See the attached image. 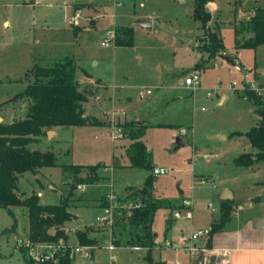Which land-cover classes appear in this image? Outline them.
Segmentation results:
<instances>
[{
    "label": "rangeland",
    "instance_id": "rangeland-1",
    "mask_svg": "<svg viewBox=\"0 0 264 264\" xmlns=\"http://www.w3.org/2000/svg\"><path fill=\"white\" fill-rule=\"evenodd\" d=\"M223 1L208 0L206 9L214 11L213 3ZM22 2L0 0V118L3 120L0 125L7 124L13 116L11 111L21 109L22 103H26L23 98L11 101L31 79V75L25 79V74L34 65L46 67L68 57L76 64L78 77L85 71L94 81L86 80L81 85L89 91L84 112H89L93 105L91 113L97 117L103 115L100 120L104 126L113 123L117 127H129L139 121L147 127L141 142L149 153L151 171L128 166L126 149L132 141L124 133L122 139L112 141L108 136L117 128L110 126L58 127L56 137L48 130L49 135L45 132L41 139L28 145L32 151L52 152L57 166L43 168L37 179L29 172L20 176L19 192L27 197L32 190L36 194L40 192L41 205H58L68 198V211L76 215L66 224L70 239L76 247L81 246L75 233L85 232L88 238L98 241L92 259L81 252L71 264H147L142 248L134 250L124 244L129 226L122 232L121 226L115 229L120 244L113 251L108 250L113 226L110 229L98 226L96 218L103 216L104 211L99 200L104 196L103 203L108 207L110 193L119 207L131 201L141 203V197L135 193L143 190L157 204L151 227L155 236L152 254L161 261L180 260L179 253L166 250L164 245L167 242L179 247L177 240L182 236L207 228L219 215L218 197L225 191H230L235 200H242L239 202L243 210L235 207V213L248 214L244 204L255 194V183L264 182V161L246 167L235 164L241 154L255 152L244 133L258 119L240 87L246 75L247 80L260 85L264 44L256 52L236 48L253 33L247 29V20H243L249 15L237 21L233 15L235 18L238 9L252 12L255 7L264 8V0H232L228 7L225 4L213 15L210 12V21L204 28L192 18L194 0H50L49 4L56 5L44 6L35 12L32 8H21ZM69 3L90 5L87 6L89 15L81 22L72 23L80 32L77 37L68 26L73 12ZM80 8L81 5L73 6V10ZM33 19H38V23L34 24ZM137 19L150 21L152 28L128 25ZM164 24L168 28H163ZM126 26L132 29L133 46L115 47V32ZM232 30L236 31L235 35ZM108 32L113 33L110 40L106 39ZM214 32L222 37L224 50L208 58L200 46ZM156 68H160V74ZM194 71L199 72L201 82L193 89L184 85V79ZM100 80L105 84H99ZM102 103H106L104 114ZM181 129L186 135L180 134ZM217 135L225 139H211ZM177 138L184 143L178 148ZM96 164L102 166L98 175L103 179L91 186L84 185L83 192L76 190L75 178H84L87 172L85 169L72 171L68 167ZM155 169L165 173L154 176ZM148 175L153 179L149 188L145 184ZM72 188L75 191L70 195ZM209 204L214 212L208 208ZM187 206L191 207L192 220L183 219ZM123 210L130 215V210ZM176 212L182 219L172 217ZM13 213L15 230L0 235V250L4 253L11 250L16 240L28 239L26 210L15 207ZM112 220L114 224V217ZM15 221L0 209V232L10 229ZM44 244L33 243L34 246ZM0 264H23V261L16 254L0 260Z\"/></svg>",
    "mask_w": 264,
    "mask_h": 264
},
{
    "label": "trees",
    "instance_id": "trees-1",
    "mask_svg": "<svg viewBox=\"0 0 264 264\" xmlns=\"http://www.w3.org/2000/svg\"><path fill=\"white\" fill-rule=\"evenodd\" d=\"M208 0H194L192 18L204 28L210 21V14L206 12ZM247 29L253 36L245 43L236 48L256 50L264 44V8L256 7L253 16L247 20ZM236 32V31H235ZM234 32V33H235ZM115 46L128 48L133 46L132 29L121 27L115 32ZM200 50L213 58L224 50L222 37L218 33H209L208 41L200 46ZM27 85L22 93L15 98L27 100L24 118L11 123L0 125V209H4L14 218L12 209L15 207L26 210L28 222V240L32 243L45 242L58 244L60 241L67 248L65 256L59 257L56 262H35L28 254V250L19 247V252L24 264H71L72 259L68 257L70 247L67 244V236L62 226L73 218L68 211L70 208L68 198L62 199L58 205H41L39 196L32 193L23 198L18 194V177L25 173L36 174L42 168L56 167V158L52 152H40L28 149L31 142L37 141L46 131L57 127H85L98 126L102 124L93 117L84 116L83 104L87 101L88 91L81 87L76 78V64L71 58L52 63L50 66L40 67L34 65L26 74ZM246 99L253 105V113L258 117L257 122L244 136L248 139L255 153L241 154L235 159L237 166H250L254 162L264 161V99L257 97L254 92L246 91ZM124 134L132 141L126 149L128 166L130 168H144L152 170L149 153L141 138H143L147 127L136 124L133 126H120ZM234 135L241 133L234 132ZM100 164L91 166H69L73 171L86 170L84 178H75L76 185H94L101 180L98 170ZM78 173V172H77ZM149 188L153 179L149 175L145 180ZM73 189V188H72ZM69 194H73V190ZM141 205L137 209L128 211L121 209L114 212V224L112 225L110 242L118 246L120 241L116 238L115 229L121 226L124 231L129 226V232L124 238V244L131 248H145V261L147 264H155L151 258V251L155 246L154 235L151 231L157 204L150 195H140ZM104 198V196H103ZM103 198L99 200L100 207H105ZM233 201H220L218 219L212 222L207 240L210 245L211 236L222 230L223 226L230 220ZM121 214V217H119ZM16 221L8 230H2L0 235L7 231H14ZM53 229V233L49 230ZM75 237L81 246L95 247L97 242L87 237L85 232H76ZM4 256L0 252V257Z\"/></svg>",
    "mask_w": 264,
    "mask_h": 264
},
{
    "label": "crops",
    "instance_id": "crops-1",
    "mask_svg": "<svg viewBox=\"0 0 264 264\" xmlns=\"http://www.w3.org/2000/svg\"><path fill=\"white\" fill-rule=\"evenodd\" d=\"M231 1L232 0H224L223 2L213 3L214 11H216L218 8L219 9L223 8V5H225V4H226L225 7H228L229 3ZM238 1H242V0H237V2ZM49 3H50V0H35V1H31V2H25L23 0V2L21 3L20 7L21 8H32L31 10L33 12H35V11H39L41 9H44L43 8L44 6H51L52 7V6L56 5L54 3H51V4H49ZM69 5L72 6V11L73 12H72L70 20L68 22L69 23L68 26H71L73 28L74 35L77 37V35L80 32L75 30V27H77V25H74V26L72 25V17L74 16L75 11H77V10L80 11V15L81 16L79 18V21L81 22L83 19H85L84 18L85 16L89 15L88 13L90 12V9L87 6H90V5L89 4H75V3H69ZM74 5H81V8L73 10V6ZM241 7L243 8L244 5L242 4ZM244 10H246V12H242L241 9H238L237 10V14H235V18H234V15H233V20H236V21L237 20H242L243 18H245L244 16L246 14L250 16L253 13V11L252 12H248L247 11L248 9H246V8ZM214 11L213 10L211 11L210 9H208V13L211 12L210 13L211 15H213ZM93 14H95V13H93ZM248 19H249V17L246 18V19H243V20H248ZM33 23L34 24L38 23V19H33ZM130 23H128V25H130ZM97 24H96V26H97ZM134 27H136V26H133V28ZM137 27H139V26H137ZM140 28H142V27H140ZM232 32H233V35H235L234 30H232ZM256 51H257V49L254 50V52H256ZM232 56H234V55H232ZM243 69L246 70V68H243ZM159 70H160V68H159ZM83 73H84V75H82L81 77H78L76 75V78H77V80L79 81V83L81 85H83L86 80H88V82H94V81L90 80V78L88 77L89 75L85 71H83ZM98 83L101 84L103 82L100 80V82H98ZM103 84H105V83H103ZM26 85H27V83H26ZM26 85H25V87H26ZM106 89L107 88H103L101 90H106ZM222 98H224V100L226 99L225 96H223ZM15 99H18V98H14L11 101H14ZM11 101H9L8 103L10 104ZM24 101H25V99H24ZM86 102H85V104H83V108H84V105L89 103V101L87 103ZM26 103L25 102L22 103L21 109H19L17 111H11L13 116L10 118L9 122H7V123H11V122L16 121L18 119L24 118V115H25L24 107H25ZM105 105H106V103L105 104L102 103V106H101V108H102V112L101 113L102 114L105 113ZM7 107H8V105H7ZM9 109H11V108L9 107ZM93 109H94L93 105H90V111L89 112H84V116L93 117V118H95L96 120H98L99 122L102 123L103 120H100V118L103 115L99 116V117L93 115L91 113V111ZM109 116L111 118V114H109ZM114 117L115 116L113 115L112 118H114ZM110 118H109V120H110ZM0 120H2V119L0 118ZM104 122H107V121H104ZM137 122H139V121H137ZM112 124L113 123H110L109 125L104 126V123H102V124L98 125V127H100V128H108ZM95 127H97V126H95ZM57 128H52L51 129V133L54 135V137L57 136ZM49 133H50L49 131H46V135H49ZM39 139H41V137L38 138V140ZM223 139H225L224 136H223ZM251 153H255V152H251ZM259 162H261V161H259ZM255 163L256 162H254L253 164H255ZM42 169H40L35 175L34 174H32V175H34L35 178L37 179L38 175L40 173H42L41 172ZM100 178H101V180L103 179L102 177H100ZM19 181H20V176L18 177V181H17L18 194L22 195L23 198H26L27 196L24 195V192H19V188H18ZM99 182H97V183H99ZM255 189H256L255 194L253 196H250L249 199L244 204L245 207H247V209L249 210L248 214H246V215H239V214L235 213V209H234L235 207L238 208V209H241V211L243 210V208L240 206V202H239V201H242V200H235V197L232 195V197H233L232 198L233 211L231 213V218L223 226L221 231H219V232H217V233H215V234H213L211 236V240H210V245L209 246L207 244V240L208 239L207 240H204V239L203 240H201V239L199 240L198 239V240H195V241H190L187 244L182 243L181 239H178L177 241H178V243L180 245L179 247L174 246L172 243H170V247H167V242H166V244L164 245L166 250H169V251L173 250L175 252V254L179 253L180 254V260H176L175 259L174 261H172V260H170V258H168V259H166L164 261L157 260V258L153 257V254H152L153 251H154V248H153V250L151 251L152 261L155 264H264V229L261 228V227L255 229V228L252 227V221L254 219H256V218L257 219L260 218L259 206H260V203L262 202L263 197H264V182L260 181V182L255 183ZM73 191H75L74 188H73ZM32 192L35 193L34 190H32ZM37 195L39 196V203H40V198L42 197V194L40 192H37ZM220 197L221 196L218 197L219 201H220ZM2 210H4V209H2ZM4 212H5V214H8L6 210H4ZM12 212H13V209H12ZM71 214L73 215V218L71 220L75 219L76 215L74 213H71ZM13 215L15 216L14 213H13ZM217 219H218V217L215 220H212L211 222H209L208 223V227L205 228V229L210 228L212 222L216 221ZM67 223L68 222H66L63 225L62 229L64 230L65 235L67 236V244H68V246L71 249H74L76 247V245L72 241V239H70V237H72V236L70 235L69 230L66 229V226H67L66 224ZM259 225H262L260 221H259ZM25 231H28V222L26 224V230ZM89 237H91V236L89 235ZM15 242H16L15 245L11 248V250H9V252L4 253V252H2L0 250V252L4 255V256L0 257V260H8L9 258L14 257L16 254H18L21 257L19 249H18L19 247L17 245V240ZM97 246H98V241H97V244H96L95 248L94 247L91 248V251H90V256L91 257L89 256V258H91V259L93 258V253H94V251H95ZM132 249L138 250L140 248H136V249L132 248ZM142 249L146 253L147 250L145 248H142ZM175 256H177V255H175Z\"/></svg>",
    "mask_w": 264,
    "mask_h": 264
},
{
    "label": "built area",
    "instance_id": "built-area-1",
    "mask_svg": "<svg viewBox=\"0 0 264 264\" xmlns=\"http://www.w3.org/2000/svg\"><path fill=\"white\" fill-rule=\"evenodd\" d=\"M80 16H81L80 11H76L74 16L72 17V23L75 24L79 20ZM252 16H253V13L249 16V19ZM112 37H113V33H111V32L106 33V39L110 40ZM104 45H105V43H102V46H104ZM237 70H238V68H237ZM261 76H262V79L259 83L260 84L259 86H256V84L253 83L252 79L247 80L248 76L247 75L245 76L247 81L245 80L244 83L242 84V86L240 87L241 93L244 95L245 100H247L246 94H245L246 91H252V92H254V94L257 97L264 99V68H263V74H261ZM200 82H201V79H200V74L198 71L192 72L187 78L184 79V85L188 88H193V89L196 88L200 84ZM232 85H233V87L236 86L235 83H233ZM240 89L237 88V90H240ZM146 94L148 95L149 91H147ZM141 96H143V94H141ZM112 117H113V115H112ZM111 120L113 121L114 118H112ZM109 128H111V129L117 128L116 132H111L108 136L112 141L123 138V132L119 127L112 124ZM180 134L184 136V135H186V131L184 129H181ZM164 173H165V171L158 170V169H155L152 172V174L154 176H158V175H161ZM76 189H80L83 192L84 186L78 185L76 187ZM107 198L111 201L110 205L108 207L103 208V210H104L103 216L96 218V221L98 222L96 224L98 226H104V227L106 226L109 229L113 225L112 217H114V212L120 211L121 209H125V208H127L128 210L131 211L133 209L139 208L141 205V203H136V202L131 201V203L129 205H127V206L122 205V207H119L117 202L114 201L115 197H114L113 193H110V195H107ZM113 202H115V203H113ZM190 206H187V209L183 210L184 211L183 219H187V220L193 219V214L191 212ZM208 208L211 210V212H214V208L211 204L208 205ZM172 217L175 219H182L181 214L178 212L173 213ZM209 231H210V228L200 230V231H196L194 233L192 232L188 236H182L181 242L184 244H187L188 242L198 240L199 238H203L204 240H207L209 238ZM110 236H111V232H110ZM17 245H18V247L26 248L28 250L29 256L37 263H42L45 261L56 262L59 257L65 256L66 252H67V248L63 245V243L61 241L58 244L46 243L44 245L34 246L33 243L28 239L27 240L19 239L17 241ZM167 247H170V243H167ZM108 250L113 251L114 246L112 244L109 245ZM90 251H91V247H88V246H78V247H75L74 249L70 248V251L68 253V257L73 260L76 254L84 252L85 257L89 258ZM111 259L114 260V257L111 256Z\"/></svg>",
    "mask_w": 264,
    "mask_h": 264
},
{
    "label": "water",
    "instance_id": "water-1",
    "mask_svg": "<svg viewBox=\"0 0 264 264\" xmlns=\"http://www.w3.org/2000/svg\"><path fill=\"white\" fill-rule=\"evenodd\" d=\"M206 12H208V9H206ZM130 26H139V27H142L146 30H150L152 28V24L150 21H147L145 19H137L133 22L130 23ZM163 28H168L167 25H163ZM234 65V63H232ZM155 71L159 74L160 73V70L159 68L155 69ZM136 124H140V122H137ZM211 139H223V136L221 135H217V136H212ZM181 145H184L183 141L180 139V138H177L176 139V147H180ZM146 193V190H143V191H140L139 194L140 195H144ZM232 194L230 193V191H225L221 197H220V201H229V200H232ZM259 209H260V218L259 219H254L252 221V227L253 228H263L264 229V197H263V200L262 202L260 203V206H259ZM259 221L261 222L262 225H259Z\"/></svg>",
    "mask_w": 264,
    "mask_h": 264
}]
</instances>
